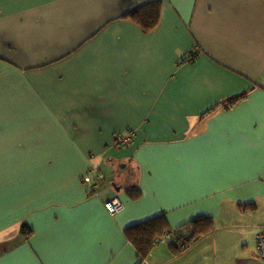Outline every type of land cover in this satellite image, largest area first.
Segmentation results:
<instances>
[{"label":"crops","instance_id":"1","mask_svg":"<svg viewBox=\"0 0 264 264\" xmlns=\"http://www.w3.org/2000/svg\"><path fill=\"white\" fill-rule=\"evenodd\" d=\"M157 1L143 32L142 0H0V264H137L124 231L159 216L141 264H264V0Z\"/></svg>","mask_w":264,"mask_h":264},{"label":"trees","instance_id":"2","mask_svg":"<svg viewBox=\"0 0 264 264\" xmlns=\"http://www.w3.org/2000/svg\"><path fill=\"white\" fill-rule=\"evenodd\" d=\"M142 2V6L137 8L135 11L127 14L126 16H124V18H131L143 32H149L156 27L159 21L161 3L157 0ZM246 94L247 93H242L238 96L230 97L222 101L221 104H223V107L226 108L231 107L237 102L243 100ZM136 193L137 194L133 196V198L138 197V192L136 191ZM186 225L189 226V230L185 228L187 226L183 225L178 230L173 231L172 247H174V241L175 244L187 245L190 242L199 240L200 238L207 236L215 229L213 219L205 217H199ZM166 228V220L164 216H159L152 220L135 225L124 231L126 239L135 249L137 264H141L142 261L149 255L154 244L159 240L157 238H159V235L163 233ZM20 232L25 237L31 234V230L25 224H22L20 226Z\"/></svg>","mask_w":264,"mask_h":264},{"label":"built area","instance_id":"3","mask_svg":"<svg viewBox=\"0 0 264 264\" xmlns=\"http://www.w3.org/2000/svg\"><path fill=\"white\" fill-rule=\"evenodd\" d=\"M145 2H149L151 0H142ZM199 53L198 49L195 48L186 55H184L180 62L186 63L191 61L195 56ZM134 130H128L127 134L125 135H119L115 138L114 144L117 147H125L129 141L134 137ZM100 176L93 179L89 175L83 177V183H86L90 186V189L93 190L95 187L98 186L100 182ZM103 207L105 211L108 213V215L113 216L115 214H118L124 209V204L116 197H113L107 201L104 202ZM168 239H172L171 235H167ZM254 243L256 247L257 254L264 259V231H259L254 236Z\"/></svg>","mask_w":264,"mask_h":264},{"label":"rangeland","instance_id":"4","mask_svg":"<svg viewBox=\"0 0 264 264\" xmlns=\"http://www.w3.org/2000/svg\"><path fill=\"white\" fill-rule=\"evenodd\" d=\"M114 169L116 170L117 167H114ZM111 179H110V177L109 178L107 177L106 181L103 184V187L107 188V187H109L110 184H113V182L111 181Z\"/></svg>","mask_w":264,"mask_h":264},{"label":"water","instance_id":"5","mask_svg":"<svg viewBox=\"0 0 264 264\" xmlns=\"http://www.w3.org/2000/svg\"><path fill=\"white\" fill-rule=\"evenodd\" d=\"M111 185H113V184H111ZM115 190L118 191L119 189L115 188Z\"/></svg>","mask_w":264,"mask_h":264}]
</instances>
